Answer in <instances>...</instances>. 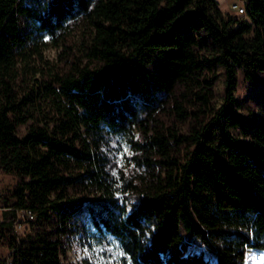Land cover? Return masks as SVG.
Wrapping results in <instances>:
<instances>
[{"label":"trees","instance_id":"16d2710c","mask_svg":"<svg viewBox=\"0 0 264 264\" xmlns=\"http://www.w3.org/2000/svg\"><path fill=\"white\" fill-rule=\"evenodd\" d=\"M243 1L244 17L218 0H0V168L19 177L0 191V244L16 264H64V238L88 233L87 221L118 243L121 264H246L264 250V118L236 95L239 68L264 84V0ZM79 19L81 55L66 35ZM47 36L65 67L40 84L55 103L41 116L35 87L16 82L22 51ZM110 135L130 136L134 173L114 174ZM182 225L216 263L188 251Z\"/></svg>","mask_w":264,"mask_h":264},{"label":"rangeland","instance_id":"374dc122","mask_svg":"<svg viewBox=\"0 0 264 264\" xmlns=\"http://www.w3.org/2000/svg\"><path fill=\"white\" fill-rule=\"evenodd\" d=\"M219 6L226 14L244 17L245 12H241V7H244L243 0H218ZM89 33L87 21L79 19L71 22L67 30V38L73 46V50L77 55L83 54V48L86 44L85 39ZM62 44H55L51 37L47 36L41 42H31L19 58L22 76L17 80V87L21 92H28V85L35 87L36 91V106L38 113L42 116L44 113H53L55 103L50 95L44 92L41 94L40 84L46 78L53 76V67L64 68L63 61L59 58V53L62 50ZM49 63V64H47ZM53 65V66H52ZM260 76L264 79V71L260 72ZM225 74L223 66L218 67V78L215 82V102L220 104L224 91ZM264 84H253L245 78L243 69H238V86L236 95L240 101V111L251 115L252 117L262 120L264 118ZM34 120L19 126L18 132L24 136ZM184 130L187 129L186 125ZM237 134L238 131H235ZM138 136V131H135V137ZM130 136L118 135L108 136L103 148L112 157L113 172L118 177L120 169L128 174L136 171L134 161L132 159V148L129 142ZM19 181V177L12 173H6L0 168V191L8 192ZM122 196V195H120ZM124 197V196H122ZM124 200L129 204L137 202V198L132 192H128ZM5 203L0 200V219ZM19 220L22 226L18 227V235L20 237L27 236L32 231V224L27 220L23 211H20ZM89 226V232L83 233L79 230L76 234L66 236L64 245L66 255L63 256L64 264H121L123 260V252L118 243L113 239H105L100 235L95 234L96 230ZM181 232L184 240L188 243V251L192 253H204L207 259L216 263V255L208 246L197 236L190 235L181 226ZM12 253V248L6 244H0V262H4ZM246 264H264V250L251 249L247 254Z\"/></svg>","mask_w":264,"mask_h":264},{"label":"built area","instance_id":"2783aa9c","mask_svg":"<svg viewBox=\"0 0 264 264\" xmlns=\"http://www.w3.org/2000/svg\"><path fill=\"white\" fill-rule=\"evenodd\" d=\"M244 10H245L244 7H241L240 11L241 12H244ZM23 213H24V215L26 216L27 219H33L34 218V214H33V212L31 210L23 211ZM19 214H20V212H19ZM21 226H22V222L18 218V220L16 221V224H15L17 233H18L17 228L18 227H21ZM24 259L25 258L23 257L21 260H24ZM17 260H20V259L19 258H16L14 256V252L12 250L11 255L6 259V263L7 264H16Z\"/></svg>","mask_w":264,"mask_h":264}]
</instances>
